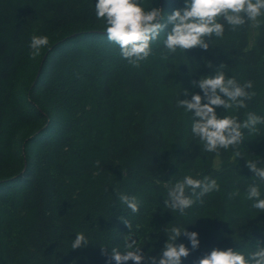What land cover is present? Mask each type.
Masks as SVG:
<instances>
[{"label": "trees", "instance_id": "1", "mask_svg": "<svg viewBox=\"0 0 264 264\" xmlns=\"http://www.w3.org/2000/svg\"><path fill=\"white\" fill-rule=\"evenodd\" d=\"M96 2L0 0V264H116L111 250H134L130 239L157 256L173 226L198 233L196 250L185 236L177 239L190 249L182 264L215 248L247 260L264 247V212L246 198L252 184L264 198V182L246 166L264 161V123L242 129L235 149L207 152L177 100L203 96L192 81L225 64L227 76L251 81L255 95L217 115L240 123L249 113L264 118V16L235 31L225 24L208 50L169 53L165 29L135 66L107 39ZM140 2L166 17L185 0ZM33 36L48 44L33 50ZM185 176L214 179L219 190L181 215L164 200ZM120 195L135 198L139 211ZM76 233L89 239L87 247L71 249Z\"/></svg>", "mask_w": 264, "mask_h": 264}, {"label": "clouds", "instance_id": "2", "mask_svg": "<svg viewBox=\"0 0 264 264\" xmlns=\"http://www.w3.org/2000/svg\"><path fill=\"white\" fill-rule=\"evenodd\" d=\"M96 17L105 22L107 39L117 45L121 56L129 63L139 66V61L146 59L151 53V43L156 41L161 32L168 29L163 43L169 53L178 49L182 52L193 48L208 50L213 38L222 39L225 24L233 31L246 23L257 22L264 16V0H185L182 8L174 9L171 14L164 15V10L152 7L145 10L140 0H97ZM220 20L223 21L219 22ZM47 37L33 36L30 47L33 50L46 46ZM210 67L211 64L209 63ZM225 64L215 69L214 76H203L198 81H192L194 87L202 90L200 94H192L191 99H178L177 106L192 114L191 132L202 143L204 151L218 153L220 149H235L242 143V129L255 130L257 124L264 123V118L249 113L247 119L240 123L236 118L217 115L216 109L223 107L226 111L246 107L245 101L251 100L254 92L251 81L239 84L235 78L227 76L223 70ZM184 95H189L184 90ZM234 155L239 157L238 151ZM246 166L254 176L264 182V161L246 160ZM189 190V192H186ZM199 190V191H197ZM219 190L216 181L205 178L203 181L185 176L168 188L164 206L172 212L184 214L196 199L205 194ZM258 184L249 185L246 198L255 201L253 208L264 212V198ZM195 198V199H194ZM133 213L139 211L135 198L120 195ZM128 229L131 225L123 221ZM185 236L191 244V249L199 247L198 233L188 232L186 228L173 226L166 229L167 241L161 253L157 256L147 255L140 248H135L136 240L130 239L126 244L132 251L121 253L111 250L110 260L116 264L133 261L134 264H182V258H187L190 249L183 243L177 244L179 237ZM89 239L83 233H76L71 243V249H81L89 245ZM105 248L102 247V251ZM264 264V247L258 245L246 260L245 256L232 248L213 249L209 254L199 259L196 264Z\"/></svg>", "mask_w": 264, "mask_h": 264}]
</instances>
